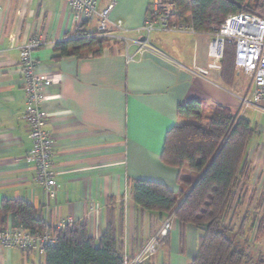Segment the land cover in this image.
<instances>
[{
  "label": "crops",
  "instance_id": "crops-1",
  "mask_svg": "<svg viewBox=\"0 0 264 264\" xmlns=\"http://www.w3.org/2000/svg\"><path fill=\"white\" fill-rule=\"evenodd\" d=\"M153 1L97 0L98 10L113 3L111 20L123 21L122 27L109 29L110 45L100 54L56 58L55 43L71 36L79 24L71 6L64 0H0V201L26 199L50 224L72 216L75 223H86L96 239L109 220L119 223L122 217L120 239L130 262L170 218L135 203L134 180L161 181L176 193L180 190L178 169L161 160L166 132L180 122L178 104L200 98L244 115L241 98L252 90L251 77L239 72L235 61L232 79L224 80L221 60L208 54L211 32L193 27L145 32ZM96 21H87L89 31ZM36 35L44 39L33 54L36 72L53 80L44 101L46 129L55 139L52 167L58 190L53 199L37 181L29 159L33 142L18 67L21 47ZM202 69L208 73H200ZM245 174L234 214L244 206L250 217L246 214L243 223L255 216L258 223L264 216L255 213H264V139L247 151ZM1 227H13L11 219ZM198 234L187 225L182 243L175 218L165 247L146 261L190 264ZM44 263L45 256L0 242V264Z\"/></svg>",
  "mask_w": 264,
  "mask_h": 264
},
{
  "label": "trees",
  "instance_id": "trees-1",
  "mask_svg": "<svg viewBox=\"0 0 264 264\" xmlns=\"http://www.w3.org/2000/svg\"><path fill=\"white\" fill-rule=\"evenodd\" d=\"M174 1L178 12L173 19L200 32L218 28L231 14L251 12L264 16V0ZM110 42V38L89 31L87 21H83L71 36L57 41L54 50L56 58L95 55L102 53ZM235 49V42L227 40L221 58L222 77L227 81L234 72ZM177 115L180 122L167 130L161 160L178 169L179 192L161 181L135 179L131 189L133 200L143 210L160 216L175 210L182 243L185 227H196L197 251L190 264H245L252 250L251 238L242 235L230 218L226 220L235 211V198L244 185L246 155L256 128L250 119L230 107L200 98L180 102ZM184 195L178 206L179 196ZM9 219L13 227L22 226L32 234L48 227L42 213L23 198L0 201V225ZM256 219L252 217L250 228L257 230L255 238H258L264 233V216L258 223ZM122 224V217L119 223L109 220L98 239L89 234L86 223L66 226L60 230L58 242L46 248L44 264H124ZM263 261L264 258L258 259L259 264H264ZM139 264L152 263L143 260Z\"/></svg>",
  "mask_w": 264,
  "mask_h": 264
},
{
  "label": "built area",
  "instance_id": "built-area-1",
  "mask_svg": "<svg viewBox=\"0 0 264 264\" xmlns=\"http://www.w3.org/2000/svg\"><path fill=\"white\" fill-rule=\"evenodd\" d=\"M73 9L75 18L80 25L83 21H92L97 18V25L93 32L96 36L109 38L110 28H120L123 25L121 19L111 20L110 12L114 4L108 5L102 10L97 9V0H64ZM178 12L177 3L174 0H154L146 14L144 30L148 34L155 29H193L185 23L173 19ZM77 25V26H78ZM212 38L209 41L208 54L220 61L223 57L226 41L235 42V67L252 79V90L241 98V110L248 107H257L264 111V16L251 12H240L226 17L224 22L211 31ZM111 39V38H110ZM44 43L41 35L31 37L20 50L19 70L22 75V86L27 95L25 120L28 126V136L33 142L29 159L33 161L36 169V179L45 189L48 198L53 199L57 195L58 184L54 163V136L46 129L47 110L44 107L47 90L53 83L51 77L40 75L36 72L38 62L34 58V51ZM219 67V65L214 64ZM208 73L207 69L199 71ZM243 112V111H242ZM48 227L30 233L24 227L0 228V242L6 247H17L24 251H34L38 256H45L46 248L54 246L60 237V230L66 226L75 224L72 216L50 224L45 219ZM156 232L146 244L142 252L131 264H139L143 257L152 255L160 246L161 238L170 227V220ZM128 263L125 255L124 264Z\"/></svg>",
  "mask_w": 264,
  "mask_h": 264
},
{
  "label": "rangeland",
  "instance_id": "rangeland-1",
  "mask_svg": "<svg viewBox=\"0 0 264 264\" xmlns=\"http://www.w3.org/2000/svg\"><path fill=\"white\" fill-rule=\"evenodd\" d=\"M242 111H243L244 116L247 117L248 119H250L251 122H252V125L255 126V128H256V132H255V134L253 135L252 139L249 142V147L248 148L250 149L252 147V145L256 141H260V140L264 139V111L258 109L257 107H253V106L252 107H248V108H243ZM185 175L188 176L189 178L191 177L193 179V176H190L189 174H185ZM184 198H185V195L184 196H179V204H178V206L183 202ZM235 201H236V204H237V202H238V197L237 196L235 198ZM178 206H177V208H178ZM237 208H238V206H236L235 209H237ZM249 212L250 211L246 212L245 211V207L243 206V207H241V211L239 212L240 214L238 213L236 215V217H235V214L233 212L227 218L226 221L228 222L229 218H230V220L235 225V228L240 230L242 235H244V236L247 235V236H250V238H251L250 239L251 244H250V248L249 249H252V250L247 255L246 260H245V264H259L258 263V259L262 258V260H263V258H264V233L260 237L255 238L256 235H257V230H252L250 228V222H249L250 218H249V220H247V222H245V224H243L244 220L246 219L245 215L249 214V217H250V213ZM256 213H258L260 216H262V214H264L262 212V210L259 211V212L256 211ZM175 218L176 217H175V210H174L172 213H170V218H168L170 220V227H169L168 231L166 232V234L161 238L160 246L165 247V243L168 242L167 240H168V237H169V234H170V230L172 229L173 220ZM241 219H242V221H241ZM164 222H165V220H164ZM160 246H159V248H160ZM30 251H32V250H30ZM161 253H162V251L159 250V253L157 255L158 261L161 260ZM150 256L151 255L143 257L144 259L140 260V262L143 261V260H146ZM177 260L178 259H176L175 262H177ZM131 263H132V261L130 262L129 261V257H128V263L127 264H131ZM263 263H264V261H263ZM159 264H161V262H159Z\"/></svg>",
  "mask_w": 264,
  "mask_h": 264
}]
</instances>
